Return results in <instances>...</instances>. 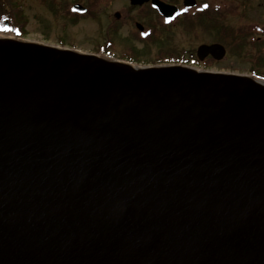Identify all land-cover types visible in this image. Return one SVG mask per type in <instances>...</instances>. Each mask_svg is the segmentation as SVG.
Returning <instances> with one entry per match:
<instances>
[{
    "label": "water",
    "instance_id": "obj_1",
    "mask_svg": "<svg viewBox=\"0 0 264 264\" xmlns=\"http://www.w3.org/2000/svg\"><path fill=\"white\" fill-rule=\"evenodd\" d=\"M0 264H264V80L0 37Z\"/></svg>",
    "mask_w": 264,
    "mask_h": 264
},
{
    "label": "flooded vegetation",
    "instance_id": "obj_2",
    "mask_svg": "<svg viewBox=\"0 0 264 264\" xmlns=\"http://www.w3.org/2000/svg\"><path fill=\"white\" fill-rule=\"evenodd\" d=\"M48 2L49 10H53L59 16H65L70 24L72 20L86 15L96 9L103 12L101 4L116 5L119 9L108 14L106 47L112 44L111 36L118 35L123 29L122 24L130 26L131 31L137 32L141 40L155 41L164 40L169 33L179 26L185 30L199 29L206 26V23L214 25L217 35L215 42L200 43L195 49H189L184 53L186 66L205 67L206 64L222 62L230 53L235 54L238 61L244 64H251L264 68V21H256L255 18H264V0H140L141 4L134 5L130 0H41ZM162 2L176 8L174 16H164L155 2ZM25 7L28 8L26 0ZM77 5L87 9V12L80 13L75 10ZM0 7V30L10 29V22H14V9L1 11ZM25 8V9H26ZM96 12V13H97ZM260 14V16H259ZM240 20H247L246 24ZM222 45L226 55L222 60H216L213 56L201 60L198 57V49L202 45ZM102 46L100 50L105 51Z\"/></svg>",
    "mask_w": 264,
    "mask_h": 264
},
{
    "label": "rangeland",
    "instance_id": "obj_3",
    "mask_svg": "<svg viewBox=\"0 0 264 264\" xmlns=\"http://www.w3.org/2000/svg\"><path fill=\"white\" fill-rule=\"evenodd\" d=\"M24 1L0 0V7L4 6L1 11H10V7H12L14 9L13 16L21 20V24H18L23 26L27 35L24 38H19L20 40L72 49L85 54H96L114 60L126 61V57H137L149 61L150 66H153L152 62L157 60L162 53L174 52L183 56L189 49L197 48L200 43H211L217 39L214 25L210 23H206V26H202L200 29L196 27L187 29V31L183 26H179L169 33L168 38L155 41L141 40L137 32L131 31L130 26L122 24L125 29L120 34L111 36L109 40L112 44L110 47H106L108 37L106 27L109 23L106 12L113 13L119 9V6L101 4L103 12L98 13V10L93 9L86 15L72 20L73 24H70V19L55 14L54 9L50 11L47 7L48 2L44 4L41 0H26L29 5L26 8ZM255 20L262 22L264 18H255ZM240 22L246 24L247 20H240ZM0 37L14 38L9 34L0 35ZM102 46L106 48L104 54L100 53ZM211 66L209 68H192L208 72L245 75L258 79L252 74L254 66L238 61L231 50L222 62L211 64ZM262 71L264 72V68Z\"/></svg>",
    "mask_w": 264,
    "mask_h": 264
},
{
    "label": "trees",
    "instance_id": "obj_4",
    "mask_svg": "<svg viewBox=\"0 0 264 264\" xmlns=\"http://www.w3.org/2000/svg\"><path fill=\"white\" fill-rule=\"evenodd\" d=\"M10 3V1H9ZM14 17V16H13ZM21 24V20L14 17V22H10V29L1 31L0 33H6L10 34L16 38H24L27 33L24 31V28ZM105 51H102L100 53L104 54ZM127 62H130L132 64H138V65H150L149 61L139 59L137 57H126L125 58ZM153 65H163V64H186L184 61V57L180 56L178 53H162L159 55L158 59L152 62ZM206 68L212 67L211 64H206ZM252 74L256 76L258 79L264 80V72L262 71L261 67L254 66L252 70Z\"/></svg>",
    "mask_w": 264,
    "mask_h": 264
}]
</instances>
